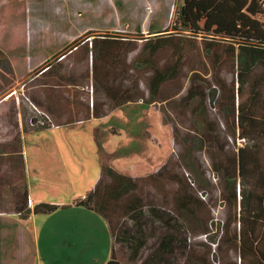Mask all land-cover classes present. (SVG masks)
Instances as JSON below:
<instances>
[{"label": "rangeland", "instance_id": "obj_1", "mask_svg": "<svg viewBox=\"0 0 264 264\" xmlns=\"http://www.w3.org/2000/svg\"><path fill=\"white\" fill-rule=\"evenodd\" d=\"M211 37L264 41V0H0V152H10L21 144L25 158L23 177L17 157L0 154V216L9 220V224L0 225L5 234L1 264H68L89 256L96 257L93 264H98L105 258L104 252L110 251L112 243L103 218L105 210L94 204L90 208L77 206L98 181L103 163L123 175L144 176L140 179L146 188L136 191L143 195V205L128 216H156L159 212L186 216L184 210H176L179 195L190 190L186 173L207 192L212 206H220L218 218L229 214L211 165L215 161L213 144L199 151L181 140L194 136L201 120L212 126L222 122L217 95L211 104L205 103L206 114L200 118L193 115L192 106L201 103V95L190 104L184 100L189 86L207 90L213 82L202 57V40ZM146 39L155 42V48L141 52ZM93 40L120 43L111 46L116 58L112 68L107 69L109 64L103 57L95 59L94 50L97 70L106 68L111 75L112 81L107 80L105 88L111 90L112 98L91 77L78 81L80 71L91 74V59L78 60L86 51L83 47L74 52L69 49L74 41L86 42L88 47ZM29 46L33 57L37 47L44 56L69 51L63 63L67 73L77 77L76 85L66 80L61 83L69 84L66 88L39 86L49 79L34 76L42 65L30 72L33 80L29 83V74H25ZM179 53L183 57L181 69L175 78L160 85L155 96L178 94L150 105L138 101L147 96L145 80L152 71L135 65V61L148 59L160 68L174 62ZM221 70L228 80L230 74ZM124 90L133 100L120 104ZM62 93L67 96V107L52 109L50 101ZM92 99L96 116L88 119ZM43 116L52 123L43 127L33 124ZM78 120L81 122L70 124ZM59 121L70 126L60 127ZM219 129L223 130L220 124ZM28 131L32 132L22 138ZM214 136L225 151L233 148L232 141H223L222 133ZM160 169V175L151 176ZM24 183L35 203L54 205L55 210L20 218L13 193ZM115 213L121 216L124 211L118 208ZM215 229L216 225L212 233ZM162 232L155 224V248ZM176 236L182 239L183 230ZM56 242L60 243L55 250ZM151 247L147 242L144 250L150 252ZM182 256L179 247L163 258L181 264Z\"/></svg>", "mask_w": 264, "mask_h": 264}, {"label": "trees", "instance_id": "obj_2", "mask_svg": "<svg viewBox=\"0 0 264 264\" xmlns=\"http://www.w3.org/2000/svg\"><path fill=\"white\" fill-rule=\"evenodd\" d=\"M113 43L117 44L119 42L93 40L87 47L86 42L74 41L73 46L69 49V51L74 52L83 47L86 51L78 60L91 59V74L89 72L86 75L85 71H80L82 74L77 76L80 77L78 81L83 79L89 81L88 79L91 77L93 82L97 83L99 88L104 89L111 98V90L107 91L105 88L106 85H109L106 81H112L110 79L111 75L106 73V68L97 70L98 67L93 58L95 50V59L99 58L98 55L103 57L104 62L109 64L107 69L112 68L116 59L111 50ZM154 48L155 42L146 39L144 44L141 45L140 51L153 50ZM68 52L63 53L64 58L67 57ZM88 54H90V57ZM179 54L174 62L167 63L160 68H157L148 59L141 62L135 61V65L149 68L152 71L145 80L147 96L145 99L141 97L138 101L150 105L155 101L160 103L167 101L178 94L176 92L170 97L160 96L156 98L155 96L160 85L168 79L175 78L178 74V68L181 69L180 63L182 64L183 57L181 53ZM202 57L206 74H210L213 82L209 84L207 90H201V86L199 88L200 94L199 89H192V86H189L184 100L185 103L190 104L194 98L201 95V103L192 106L193 115L200 118L206 114L205 103L211 104V101L217 95L218 112L222 122H216L212 126L201 120L198 123V131L194 136L188 135L181 140L185 142L184 144L188 142L189 148H196L199 151L213 144L211 150L213 149L215 161H211V165L218 177L219 196L226 203L225 206H229L230 212L228 215L222 216L221 221L215 224L212 223L211 201L203 202L197 196V190L207 192L198 188L190 175L185 176L187 188L190 190H184L179 195L176 201V210H184L186 216L181 213L180 216L175 217L176 234L180 233L183 220L191 234L194 233V230L199 229V226L204 232H209L216 225V231L210 236V242L217 239L215 248L212 249L209 244H204V248L201 249L199 248L200 243H191L188 249L189 261L187 264H264V41L248 38H204L202 40ZM45 67L48 73L44 76L48 77V81L54 85L61 88H65L69 84L76 85L74 82L76 76L72 78L69 73L61 75L56 73V69L62 70L64 68L63 60L57 63H48ZM221 69L230 74L228 80L220 74ZM195 73H197L196 70H193V74ZM66 80L70 83L62 86L61 83L67 82ZM44 86L45 88H56V86L50 84L46 86V83ZM123 92L126 94L124 95ZM120 93L119 97L123 96L122 99L120 98V104L133 100L127 94V90ZM92 94V97H94V92ZM91 102V106L89 108L86 106V108L89 109V116H96L94 114L96 105L93 99ZM98 114L97 116H99ZM218 123L223 130L219 129ZM217 133L224 135V142L232 141L233 148L225 151L224 144H221L218 138L214 136ZM176 134V129L173 127L172 139L174 142L177 140ZM238 140L243 141V144L238 145ZM9 151H1L0 154L17 157L18 169L24 177L22 145L20 144L18 148L16 146L12 147ZM160 173L161 169L151 176L155 177ZM189 180L193 182L194 186H191ZM108 181L112 182V188H108ZM144 184L145 182L140 177L130 178L119 175L103 163L101 164L98 181L84 200L77 203V206L84 205L90 208L91 204H94L102 206L106 210L104 198L111 197L113 201L111 205L112 213L118 208L120 209L118 203L126 202L128 206L126 212L134 215L143 205V195L136 191L139 188H146ZM13 194L15 197L14 209L20 218H27L31 213H48L55 210L54 205L47 203L36 204L30 209L28 207L29 197L26 183L23 184L21 189L15 188ZM105 214H107V211H105ZM156 216L163 220L167 215L159 212ZM204 223L205 225H203ZM177 239L180 241L179 238ZM183 242L184 238L181 239L180 244L177 243V246L183 248ZM230 250L234 252L235 260L233 262L230 260L221 262L218 258L224 260L226 253ZM107 264H118V262L111 260Z\"/></svg>", "mask_w": 264, "mask_h": 264}, {"label": "crops", "instance_id": "obj_3", "mask_svg": "<svg viewBox=\"0 0 264 264\" xmlns=\"http://www.w3.org/2000/svg\"><path fill=\"white\" fill-rule=\"evenodd\" d=\"M63 44V42H62ZM27 58H28V63L25 66V74L29 81V83L33 80L32 72L33 68L37 66H41V70L39 73H36L34 76L38 77L41 75L42 77L46 73H48L46 69V64H48L49 60H51L52 57L55 55L57 56L56 60L52 63H57L59 61H62L64 58L63 53L59 51H55L53 53H50L48 55H43L41 52V48L37 47L35 48V53L34 57L31 51V47L29 46L28 51L26 52ZM56 73L61 75L67 73L66 67L64 65V68L62 70L56 69ZM56 78V77H55ZM45 83L46 86L48 83V79L46 82H40L41 87L45 88ZM44 84V85H43ZM68 86V85H67ZM58 88V86H56ZM66 88V87H65ZM58 92V90H56ZM66 100L67 96L62 93V96H54L52 98V101H50V107L52 109H58V108H66ZM69 103V102H68ZM52 105V106H51ZM53 114V113H52ZM103 115V114H101ZM99 115V116H101ZM92 115L88 117L91 118ZM95 117V116H93ZM60 127H67L70 126V124H76L81 122L80 120L74 122V123H67V122H61L59 121ZM32 131H28L22 134V138L25 136V134L30 133ZM36 132V131H33ZM24 156V155H23ZM23 161H25V158H23ZM108 166V165H107ZM110 167V166H108ZM113 171H115L117 174L125 176V177H130V178H137V177H144V176H128V175H123L119 173L117 170L113 169L110 167ZM155 172V170H154ZM26 179V177H25ZM108 188H112V182L108 181L107 182ZM27 186V185H26ZM169 185H167L168 187ZM28 190V197H29V204L28 207L32 208L34 205L39 204V202L35 203L32 197H30V189L27 187ZM105 208L107 211L108 216H103L105 223L107 225L108 231L111 235L112 243L110 247V251H105L104 256L105 258L99 259L98 264H107L111 260H115L118 262V264H172V260H166V258H163L164 255H173L176 251L177 248L180 247V250H183V256H182V262L181 264H187L189 261V256H188V249L190 248L191 243L193 242H198L200 243L199 248H204V244L208 245L207 242H205L203 239L199 238L202 234H208L209 236L207 237L208 241H211L210 236L213 234L212 231H207L204 232V230L201 229V226H199V229L194 230V233L191 234L188 230V227L183 220V227L180 228V231L183 230V249H181V246H177V243H181L178 241L176 237V226L175 224V217L176 216H165L163 220H161L158 216H128L127 211V203H118L120 205V209L124 211V213L119 216L118 213H115V211L112 213L111 211V205L113 201L111 200V197H105ZM43 203V202H41ZM8 216H0V225L3 223L9 224V220L6 218ZM148 219V220H147ZM147 220V221H146ZM155 224L158 225L164 232H162L159 241L156 244L155 248ZM181 224V223H180ZM205 225V223L203 224ZM146 226L149 227L147 231H150V234H147L146 232ZM204 227V226H203ZM114 229V230H113ZM114 231V233H113ZM5 236L4 231H0V252L2 251V238ZM7 236V235H6ZM4 241V239H3ZM216 240L212 242H216ZM7 242V241H6ZM152 243V247L150 252H147L144 250V247L146 243ZM60 242H56L53 244L54 249H58ZM72 247L74 250H76L78 247H75L73 245L72 241ZM145 253V254H144ZM148 253V254H147ZM52 256V255H51ZM50 256V258H51ZM220 259L221 262H225L226 260L234 261V252L232 250L228 251L226 253L225 259L223 260L222 258ZM96 261V257L94 256H89L86 260L80 261V260H75V262H71L68 264H93ZM1 264V263H0ZM39 264H44V263H39ZM52 264V263H49ZM62 264V263H61Z\"/></svg>", "mask_w": 264, "mask_h": 264}, {"label": "built area", "instance_id": "obj_4", "mask_svg": "<svg viewBox=\"0 0 264 264\" xmlns=\"http://www.w3.org/2000/svg\"><path fill=\"white\" fill-rule=\"evenodd\" d=\"M45 117L44 116L43 117H40V118H38V120L36 121V123H33V122L32 123L33 124H39L40 126H44L47 123L48 124L49 123H52L49 118H45ZM51 127H54V125L51 124ZM185 176L188 177V174L186 173ZM189 182H190L191 186H194V184H193L192 181L189 180ZM197 196L203 202H208L209 201V197H208L207 193H205L202 190H197ZM28 204H29V200H28ZM219 208H220V206H216V207L215 206H212V205L210 206V210H211V213H212V220H211V222L214 223V224L216 222L221 221V219L217 217L218 209ZM207 237H208V234H202L201 236H199V238L203 239L205 242H207L211 246L212 249H214L215 246H216V242L215 243H212V242L208 241L207 240Z\"/></svg>", "mask_w": 264, "mask_h": 264}]
</instances>
